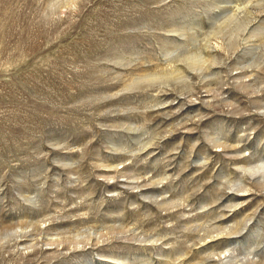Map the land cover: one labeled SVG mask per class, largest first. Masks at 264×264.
Listing matches in <instances>:
<instances>
[{
	"label": "rangeland",
	"instance_id": "1",
	"mask_svg": "<svg viewBox=\"0 0 264 264\" xmlns=\"http://www.w3.org/2000/svg\"><path fill=\"white\" fill-rule=\"evenodd\" d=\"M0 264H264V0H0Z\"/></svg>",
	"mask_w": 264,
	"mask_h": 264
},
{
	"label": "bare ground",
	"instance_id": "2",
	"mask_svg": "<svg viewBox=\"0 0 264 264\" xmlns=\"http://www.w3.org/2000/svg\"><path fill=\"white\" fill-rule=\"evenodd\" d=\"M245 29H246V26H244V28H243V30L245 31ZM245 86H247V85H245ZM252 169V168H251ZM254 169H255V167H254ZM257 170V169H256Z\"/></svg>",
	"mask_w": 264,
	"mask_h": 264
}]
</instances>
